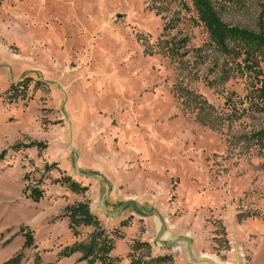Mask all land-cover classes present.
Wrapping results in <instances>:
<instances>
[{
    "label": "rangeland",
    "instance_id": "374dc122",
    "mask_svg": "<svg viewBox=\"0 0 264 264\" xmlns=\"http://www.w3.org/2000/svg\"><path fill=\"white\" fill-rule=\"evenodd\" d=\"M212 1L226 23L264 31V0ZM190 17L174 0H0V264L18 254L21 264H85L59 259L93 232L75 237L64 215L83 201L122 233L116 264H131L136 241L175 264H264V152L246 139L264 117L217 131L183 108L175 86L226 117V100H243L250 84ZM172 19L163 38L190 39L181 63L157 46ZM63 175L88 192L53 183ZM37 182L40 202L25 192Z\"/></svg>",
    "mask_w": 264,
    "mask_h": 264
},
{
    "label": "trees",
    "instance_id": "16d2710c",
    "mask_svg": "<svg viewBox=\"0 0 264 264\" xmlns=\"http://www.w3.org/2000/svg\"><path fill=\"white\" fill-rule=\"evenodd\" d=\"M178 2L187 13L194 12L196 17H190L196 25H202L209 39V44L225 61L231 62L237 69L235 76L247 77L250 81L249 90L243 100H233L229 97L225 102V108L231 113L228 115H218L217 110L201 95L195 94L185 88L175 86V96L183 108L195 116V119L202 125L219 130L226 121H239L242 118L264 117V31H253L247 28L233 26L226 23L216 5L212 0H174ZM229 2L243 0H227ZM264 9V4L262 6ZM180 23L179 19H172L165 24L163 34L158 40L157 46L162 55L174 63H181L188 55L190 39L188 37H172L164 39L166 35L176 30ZM201 51L200 49L197 50ZM225 73L223 82L229 81ZM22 84L16 85L14 97L19 96L18 91ZM27 88L28 85H25ZM24 96V95H22ZM247 142L255 146L258 151L264 152V127L254 131L246 137ZM44 144L31 143L26 147H44ZM4 154L0 155V159ZM56 164L53 165L55 167ZM52 167L46 165V172ZM30 179V174L25 176V180ZM54 184L65 186L72 193L82 195L88 192V187L81 185L72 177L63 175L53 181ZM28 197L35 202H40L44 198V190L41 183L26 187ZM65 217L69 219V228L72 234L79 236L80 228H93V232L88 238L81 242H75L71 246L65 247L59 253V259L70 258L80 255V262L85 264H116L119 258L113 256L116 247V240L122 238V233L118 231L109 232L102 225L101 221L91 211L88 201L76 202L65 208ZM127 222H122L121 227H126ZM25 246L27 248L34 245L35 239L32 231H24ZM131 264H175L171 254L155 255L149 242L136 241L129 253ZM23 255L18 254L7 260L3 264H21ZM35 264H42L40 257Z\"/></svg>",
    "mask_w": 264,
    "mask_h": 264
}]
</instances>
